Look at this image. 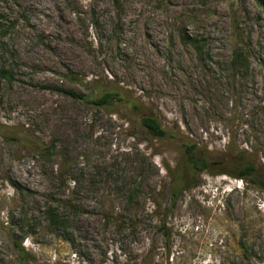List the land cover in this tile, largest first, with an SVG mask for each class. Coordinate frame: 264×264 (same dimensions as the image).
<instances>
[{"label":"rangeland","instance_id":"374dc122","mask_svg":"<svg viewBox=\"0 0 264 264\" xmlns=\"http://www.w3.org/2000/svg\"><path fill=\"white\" fill-rule=\"evenodd\" d=\"M0 16L15 74L0 79V264H264V191L227 173L246 160L264 173V0H0ZM237 38L247 73L230 67ZM183 143L209 167L191 175ZM178 173L194 185L172 208ZM48 204L72 217V243Z\"/></svg>","mask_w":264,"mask_h":264},{"label":"trees","instance_id":"16d2710c","mask_svg":"<svg viewBox=\"0 0 264 264\" xmlns=\"http://www.w3.org/2000/svg\"><path fill=\"white\" fill-rule=\"evenodd\" d=\"M188 43L192 46L199 61H204L205 58L209 57L208 55L209 53L206 48V43L203 40H201L200 38H190L188 40ZM236 43L237 46L233 50V57L232 60L230 61V67L233 71H236V73L239 72L247 73L250 68L249 46H247L245 42L239 40V38H237ZM14 78H15V74L13 69L5 65L0 66L1 80H5L7 82H13ZM57 90L72 98L83 99L87 101L89 100L88 102H91L97 106H107L111 101L123 99L121 93L114 91L104 92L97 99L91 100L90 98L86 97L84 94H80L72 89L58 88ZM141 120H142V125L146 129H148L155 137L164 138L170 136L168 131L163 128L162 124L156 117L151 115H143ZM30 148L35 153L45 157H50L51 151L53 150V146L46 147L45 145H41L37 143L30 145ZM182 148L186 160L188 161V167H189L188 169L191 175H194L200 171H204L209 167L208 152L200 149L196 144L183 143ZM67 164L68 161H65V163L62 164L63 168ZM58 170L59 173L62 174L63 169L61 167V164ZM227 173L238 179L244 181H250L261 187L264 191V173L260 171L257 164L252 160H246L244 162H240L238 165L233 166V170H228ZM10 183L19 190L29 192V190L23 189L21 185L16 181H11ZM192 185H194L192 183V178L190 179L188 176H186V174L183 175L178 173L177 175L172 176V180L169 186L170 195L173 197L172 208L176 206V203L183 194V192L189 189ZM135 194H136L135 189H131L130 198L133 199L135 197ZM65 203L69 207H73L75 210H77L78 208L77 205H79V203L75 202V199L67 200V202ZM44 214L47 220L49 221L51 227L57 231L64 230L66 232V239L72 243L71 240L72 233L69 232L72 217L70 215H65L61 213L59 209H56L52 204L47 205ZM166 233H167L166 235L168 236L169 233L168 232ZM13 239H14L13 241L15 247L18 250L19 254L22 257H25V255H27V250L25 246L22 244V241L17 240L16 237H13Z\"/></svg>","mask_w":264,"mask_h":264}]
</instances>
